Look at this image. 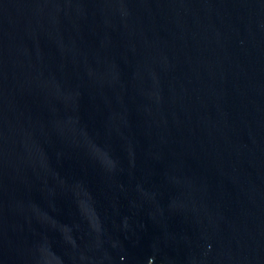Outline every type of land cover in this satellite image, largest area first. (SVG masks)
I'll list each match as a JSON object with an SVG mask.
<instances>
[{
  "label": "water",
  "instance_id": "1",
  "mask_svg": "<svg viewBox=\"0 0 264 264\" xmlns=\"http://www.w3.org/2000/svg\"><path fill=\"white\" fill-rule=\"evenodd\" d=\"M0 264H264V0H0Z\"/></svg>",
  "mask_w": 264,
  "mask_h": 264
}]
</instances>
